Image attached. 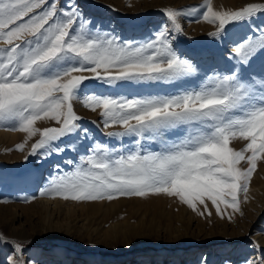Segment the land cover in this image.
I'll return each mask as SVG.
<instances>
[{"label": "snow or ice", "instance_id": "6c2138e0", "mask_svg": "<svg viewBox=\"0 0 264 264\" xmlns=\"http://www.w3.org/2000/svg\"><path fill=\"white\" fill-rule=\"evenodd\" d=\"M160 11L165 25L151 38L135 41L93 31L75 0L67 7L60 0H0V127L29 138L39 134L28 156L62 152L59 141L75 147L72 137L92 140L74 110L79 101L98 113L105 129H119L106 137L129 138L132 147L90 143L74 169L53 176L40 196L111 201L163 194L178 197L200 216H211L210 201L218 217L231 220L226 209L239 211L238 197L248 192L257 158L264 156V27L232 40L224 70L209 68L202 75L199 61L177 55L170 37L182 32L179 19L191 16L216 25L209 33L214 42L227 41L237 25L264 14V3L216 11L204 0L200 7ZM159 85L174 91H116ZM41 119L57 126L34 128ZM233 140L245 144L235 150ZM147 142L162 147L149 150ZM23 149L24 144L15 146ZM0 243L14 249L9 264H28L24 245L3 233ZM245 264H264V250Z\"/></svg>", "mask_w": 264, "mask_h": 264}, {"label": "rangeland", "instance_id": "374dc122", "mask_svg": "<svg viewBox=\"0 0 264 264\" xmlns=\"http://www.w3.org/2000/svg\"><path fill=\"white\" fill-rule=\"evenodd\" d=\"M233 1L234 4L226 11L238 10L247 3H264V0ZM70 2L60 0V6L67 7ZM75 3L83 17L95 26L93 31L111 33L124 40L142 41L151 38L165 25L161 8L200 7L204 0H75ZM179 22L182 32H173L170 37L174 49L181 58L199 61V74L202 75L209 68L224 70L232 40H239L245 34L251 35L252 30L264 27V14H257L246 23L237 25L227 41L215 38L214 42L209 35L216 30V25L203 21L197 23L191 16L181 17ZM207 74L212 75V72ZM192 80L194 84L198 83L195 78ZM116 91L163 94L174 89L170 85H159ZM74 110L82 117L80 124L88 130L92 140L82 135L72 137L75 147L69 146L68 140L59 141L56 146L64 148L62 152L41 150L39 156H28L31 144L39 139V134L29 138L27 133L0 127V131L15 133L10 141L8 133H0V199L7 201L0 202V228L4 236L24 245L22 257L28 264L33 261L40 264L51 256L53 249L63 252V255L74 251L79 253L78 259L85 254L99 261L113 260L120 264L136 255L160 256L158 262L146 260L141 264H161L159 261L163 260L174 261L171 264H203L204 260L207 264H245L246 260L261 256L264 247L259 239H264V208L254 218L251 217L252 210L240 195L239 211L226 209L231 220L227 216L224 219L218 217L210 201L208 211L211 216H200L178 197L166 195L157 199L154 194L118 197L111 201H74L46 195L50 199H61L62 203L43 208L39 202L41 197H38L40 191L51 187L53 176L73 170L80 156L87 154L86 148L90 143H102L116 149L121 145L132 147L129 138L106 137L107 131L119 129H105L98 113L83 108L79 101L74 102ZM56 126L54 121L47 119L37 120L33 125L37 129ZM235 142L236 150L245 144L244 141ZM17 144H24V149L15 150ZM159 145L147 142L145 146L157 151ZM257 161L258 168H264V156L258 157ZM49 169L51 175L48 176L46 171ZM11 185H16L17 189L11 190ZM13 204L24 208L22 225L12 224V215L18 211ZM197 207L199 211L204 210L202 205ZM221 208L225 210L223 205ZM11 224L16 228L15 235L8 233ZM7 245L3 257L14 253L13 247Z\"/></svg>", "mask_w": 264, "mask_h": 264}, {"label": "bare ground", "instance_id": "6f19581e", "mask_svg": "<svg viewBox=\"0 0 264 264\" xmlns=\"http://www.w3.org/2000/svg\"><path fill=\"white\" fill-rule=\"evenodd\" d=\"M244 1L245 0H236L235 3L244 2ZM209 2L211 4V6L213 7V9L216 11H226L229 9V7L232 4H234L233 0H209ZM0 133L6 134L8 132L0 131ZM21 133L22 132H20V134ZM14 135H15V133H10V132L7 134V138L9 139V141L14 137ZM175 138L176 137H173V139H175ZM236 145H237V143L235 142V140L230 142V146L233 147L234 149H235ZM161 147H162V145H159V147L157 148V151H159L161 149ZM0 160H2V159H0ZM240 167L246 168L247 164L244 161H242ZM50 172H51L50 169L47 170L46 175H48V176L51 175ZM15 186L16 185H11V187H12L11 190H16L17 188ZM164 196L166 197V195H163V194L156 195L157 199L164 198ZM38 197H41V200L39 202L43 208H46L50 204L55 205V204L62 203L61 199H54V198L50 199V197H48V196L45 197V196H40V195ZM240 198L243 200L244 203H246V206L252 210L251 217H253V218L256 215H258L264 208V168H262V169L258 168V161H256V170L253 172V175L249 181L248 192L246 194L241 193ZM13 205H16V208L18 209V211H14V213L12 215V218H11V220L13 222L12 224L15 223L17 225H22L24 223V222H22L24 208L20 204H13ZM12 224L9 228L8 233H10L11 235H15L14 231L16 228H13ZM0 233H2L1 228H0ZM259 241H260L262 247H264V239L260 238ZM7 248H8L7 243H0V264H9V258H13V259L15 258L14 253H12V252L9 255H6L3 257V254L5 255V250ZM55 254H57L59 256L57 257V256H55ZM50 255L51 256L44 258L43 259L44 261L41 262L40 264H120V263L113 261V260L99 261V259H94L90 256L85 255V254L82 255L81 259H78L79 253H76L74 251L72 253H65L63 255V252H61L57 249H53ZM159 258H160V256L157 254H155L153 256L152 255H147V256L146 255H136V256L131 257L129 260H126L125 262L123 261V264H141L143 261H146V260L151 261V262L152 261L158 262ZM94 261H96V262H94ZM159 262L161 264H171L174 261L170 262L167 260L166 261L163 260V261H159ZM29 264H39V263L36 261L35 262L33 261V262H30ZM121 264H122V261H121ZM156 264H158V263H156ZM185 264H187V262Z\"/></svg>", "mask_w": 264, "mask_h": 264}]
</instances>
